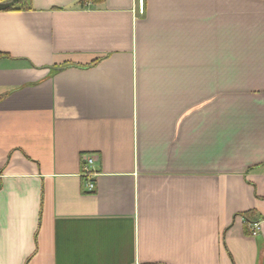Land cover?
I'll list each match as a JSON object with an SVG mask.
<instances>
[{
  "label": "crops",
  "instance_id": "crops-1",
  "mask_svg": "<svg viewBox=\"0 0 264 264\" xmlns=\"http://www.w3.org/2000/svg\"><path fill=\"white\" fill-rule=\"evenodd\" d=\"M13 7L0 264H264V0Z\"/></svg>",
  "mask_w": 264,
  "mask_h": 264
},
{
  "label": "built area",
  "instance_id": "built-area-1",
  "mask_svg": "<svg viewBox=\"0 0 264 264\" xmlns=\"http://www.w3.org/2000/svg\"><path fill=\"white\" fill-rule=\"evenodd\" d=\"M141 1V0H139ZM82 162H83V174H85L86 176L92 174L91 170H90V166L92 165V163L94 162V156L91 154H83L82 155ZM86 187H87V191L88 192H92L95 188V183L93 182V180L88 179L86 181ZM257 229H258V224L254 223L252 224L251 228H250V234L255 235L257 233Z\"/></svg>",
  "mask_w": 264,
  "mask_h": 264
},
{
  "label": "water",
  "instance_id": "water-1",
  "mask_svg": "<svg viewBox=\"0 0 264 264\" xmlns=\"http://www.w3.org/2000/svg\"><path fill=\"white\" fill-rule=\"evenodd\" d=\"M19 0H7V1H1L0 2V10H5L11 6H13L15 3H17Z\"/></svg>",
  "mask_w": 264,
  "mask_h": 264
},
{
  "label": "trees",
  "instance_id": "trees-1",
  "mask_svg": "<svg viewBox=\"0 0 264 264\" xmlns=\"http://www.w3.org/2000/svg\"><path fill=\"white\" fill-rule=\"evenodd\" d=\"M84 0H80V3L82 4ZM11 9H18V8H15L13 6L7 8L6 10H11ZM242 216L244 217L245 219V222H249L250 220V217H251V213L250 212H246V213H243Z\"/></svg>",
  "mask_w": 264,
  "mask_h": 264
}]
</instances>
